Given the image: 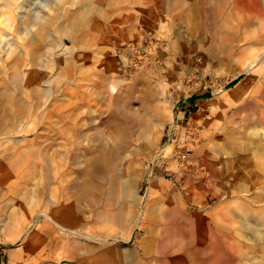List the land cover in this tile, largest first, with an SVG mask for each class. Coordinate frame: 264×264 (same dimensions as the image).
Here are the masks:
<instances>
[{
    "label": "rangeland",
    "instance_id": "obj_1",
    "mask_svg": "<svg viewBox=\"0 0 264 264\" xmlns=\"http://www.w3.org/2000/svg\"><path fill=\"white\" fill-rule=\"evenodd\" d=\"M85 2L0 0L3 264H106L108 244L121 264L146 248L155 264V232L174 205V243L240 225L238 205L264 207V99H246L252 82L237 90L234 78L250 63L243 49L259 45L264 0ZM83 8L81 29L68 16ZM185 249L171 253L176 264Z\"/></svg>",
    "mask_w": 264,
    "mask_h": 264
},
{
    "label": "bare ground",
    "instance_id": "obj_2",
    "mask_svg": "<svg viewBox=\"0 0 264 264\" xmlns=\"http://www.w3.org/2000/svg\"><path fill=\"white\" fill-rule=\"evenodd\" d=\"M86 2L83 4L85 7H87L88 5L91 4V2L93 0H85ZM134 5V4H133ZM102 6V5H101ZM100 6V7H101ZM89 7V6H88ZM113 7V6H112ZM115 7V6H114ZM107 8V7H106ZM109 8V7H108ZM80 9V8H79ZM99 9V8H98ZM90 10V9H89ZM97 10V9H96ZM106 10V9H105ZM101 11V10H100ZM143 11V10H142ZM101 13V12H100ZM103 14V13H102ZM91 14H89V11H84V8L82 10H77V12H74L69 14V20L72 21L73 23L77 26L80 27L81 29L83 28V25L86 23V20L88 19V17H90ZM100 15V14H99ZM131 15H133V12H131ZM70 16H72L70 18ZM85 21V23H84ZM96 21V20H95ZM254 39L252 41L253 44H259L256 47H254L253 45H249L247 47H245V49H243V55L245 57V59L247 61H249L250 63L244 65L240 71H237V73L235 74V77H240L239 80L236 82L235 86L238 89H240L243 85V82L245 79L250 80L251 86L250 88L246 91V95L245 98L246 99H250V100H263L264 99V30L260 31L258 34L253 36ZM84 46V45H83ZM246 52V53H245ZM37 55V54H36ZM35 59V58H34ZM33 62V61H32ZM31 62V63H32ZM257 65H259L257 67ZM244 74H246V77L244 78ZM243 75V76H242ZM16 77V76H15ZM244 79V80H243ZM121 147L122 145L119 144L116 147V151L117 153H113V154H119L116 155V157L120 156V154L122 152L121 151ZM105 148V147H104ZM103 148V149H104ZM120 148V149H119ZM125 148V147H124ZM135 149V148H134ZM133 149V150H134ZM244 149V148H243ZM242 149V151H243ZM106 150V149H105ZM128 150V149H127ZM132 150V151H133ZM139 150V149H138ZM109 151V150H108ZM202 151V150H201ZM205 151V150H204ZM215 151V150H213ZM110 152V151H109ZM241 152V151H240ZM244 152V151H243ZM128 153V152H127ZM216 153V152H215ZM220 153V152H219ZM96 154V153H95ZM103 154V153H101ZM108 154V153H107ZM106 154V155H107ZM124 154V153H123ZM218 154V153H217ZM221 154V153H220ZM219 154V156H220ZM109 155V154H108ZM95 156V155H93ZM112 156V155H111ZM248 156V155H247ZM256 156V155H255ZM109 157V156H108ZM144 157V156H143ZM223 157V156H220ZM244 157V156H243ZM249 157V156H248ZM94 158V157H93ZM120 158V157H118ZM214 158V157H213ZM97 159V158H96ZM108 159V158H107ZM106 159V160H107ZM116 159V158H115ZM125 159V158H124ZM138 159V158H137ZM215 159V158H214ZM220 159V158H219ZM224 159V158H223ZM105 160V159H104ZM218 160V159H217ZM229 160V159H228ZM97 161V160H96ZM95 161V162H96ZM251 161V160H250ZM94 162V163H95ZM112 162V161H111ZM124 162V161H123ZM137 162V161H136ZM198 161H196L197 163ZM200 162V161H199ZM209 162V161H208ZM253 162V161H252ZM109 163V162H108ZM255 163V162H254ZM262 163V162H260ZM100 164V163H98ZM123 164V163H122ZM125 164V163H124ZM237 164V163H236ZM109 165V164H108ZM221 165V164H220ZM240 165V164H239ZM263 165V163H262ZM125 166V165H124ZM100 167V166H99ZM103 167V166H102ZM108 167V166H107ZM202 167V165H201ZM200 167V168H201ZM204 167V166H203ZM243 167V166H242ZM248 167V166H247ZM252 167V166H251ZM250 167V168H251ZM87 168V167H86ZM106 168V167H105ZM121 164L119 162H117L114 166V170L120 171L121 170ZM142 168V167H141ZM191 168V167H190ZM200 168H197L196 171H198ZM134 169V168H133ZM192 169V168H191ZM229 169V168H228ZM246 169V168H245ZM252 169V168H251ZM260 168H258L259 170ZM140 170V169H139ZM138 170V171H139ZM189 170V169H188ZM224 170V167H223ZM257 170V171H258ZM92 171V169H91ZM108 171V170H107ZM112 171V170H111ZM137 171V169H136ZM201 172V170H199ZM207 171V170H205ZM205 171L202 170V173ZM222 171V170H221ZM225 171V170H224ZM260 171V170H259ZM103 172V171H102ZM144 172V170H143ZM250 172V171H249ZM252 172V171H251ZM106 173V172H105ZM196 173V172H195ZM207 173V172H206ZM114 174V173H113ZM194 174V173H193ZM87 175V174H86ZM109 175V172H108ZM197 175V174H196ZM201 175V174H200ZM247 175V174H246ZM90 176V175H89ZM118 176V175H117ZM190 176V175H189ZM208 176V175H207ZM233 176V175H232ZM91 177V176H90ZM99 177V176H98ZM122 177V176H121ZM125 177V176H124ZM129 177V175H128ZM135 177V176H134ZM192 177V176H191ZM195 177V176H194ZM247 177V176H246ZM88 178V177H87ZM96 178V177H95ZM108 178V177H107ZM248 179V178H247ZM88 180V179H87ZM106 180V179H105ZM242 180V179H241ZM77 181V179L75 180ZM80 181V180H79ZM96 181V180H95ZM143 181V180H142ZM249 181V180H248ZM264 181V179H263ZM91 182V181H89ZM98 182V181H97ZM101 181H99L100 183ZM105 182V181H104ZM119 182L121 183V181L119 180ZM144 182V181H143ZM92 183V182H91ZM134 183V182H133ZM132 183V185H133ZM75 184V182H74ZM98 184V183H97ZM96 184V185H97ZM106 184V183H105ZM119 184V183H118ZM92 185V184H90ZM137 185V184H136ZM143 185V184H142ZM219 185V184H218ZM250 185V183H249ZM76 186V185H75ZM121 186V184H120ZM119 186V187H120ZM248 186V185H247ZM259 186V185H258ZM257 186V187H258ZM143 187V186H142ZM141 187V189H142ZM250 187V186H248ZM76 188V187H75ZM137 188V187H136ZM236 188V187H235ZM242 188V187H241ZM86 189V188H85ZM119 189V188H118ZM122 189V187H121ZM258 189V188H257ZM260 189V188H259ZM93 190V189H92ZM132 190V188H131ZM242 190V189H241ZM248 190V188H247ZM251 190V189H250ZM96 191V190H95ZM104 191V190H103ZM105 192V191H104ZM238 192V191H236ZM121 193V192H120ZM246 192V196H247ZM251 193V192H250ZM123 194H125L123 192ZM159 194V193H158ZM171 194V193H170ZM176 194V193H175ZM218 194V193H217ZM228 194V193H227ZM226 194V195H227ZM258 194V193H257ZM101 195V194H100ZM105 195V194H104ZM166 195V194H165ZM235 195V194H234ZM242 195V194H241ZM254 195V194H253ZM122 196V195H121ZM141 196V195H140ZM158 196V195H157ZM175 196V195H174ZM250 196V195H249ZM257 196V195H256ZM262 199L264 200V192L263 194H261ZM260 196V197H261ZM130 197V196H129ZM169 197V196H168ZM244 197V196H243ZM251 197V196H250ZM249 197V198H250ZM253 197V196H252ZM104 198V197H103ZM220 198V197H219ZM121 199V197H120ZM123 199L124 196H123ZM122 199V200H123ZM248 199V198H247ZM251 199V198H250ZM255 199V198H254ZM253 199V200H254ZM257 199V198H256ZM261 199V200H262ZM128 200V199H127ZM158 200V199H157ZM131 201V200H130ZM165 201V200H164ZM221 202V201H220ZM241 202V201H240ZM251 202V201H250ZM258 202V201H257ZM262 202V201H261ZM76 203V202H75ZM115 203H117L115 201ZM256 203V202H255ZM104 204V203H103ZM118 204V203H117ZM116 204V205H117ZM254 204V203H253ZM99 205V204H98ZM119 205V204H118ZM144 205V202H143ZM242 205V204H241ZM238 205L239 209H244V212L242 214H238V212H235V210H233V216H239L240 221L237 220V222H240V225L237 224H231V225H226L223 226L222 229H218V232H211V230H204L205 233H198L196 235L195 231H191V232H187L185 235L187 236L188 234V238L185 239L187 241V243H183V239L182 240H178L177 242H172V240L176 239L174 237L175 233H173V231L175 230V228H177V223L175 221V219L173 217H175L174 214V207L175 205L168 210L167 213H165L163 220L160 221L159 224H161V228L160 231H158L157 233L155 232L156 235V242L154 243V250L156 251V263L155 264H176V258H173L171 256V253H173L174 250H179L181 248L185 249L187 246H189L190 243H194L197 240H200V249L198 250V252H195V250H190L189 249H185V251L182 254V256L179 258L181 260V262L179 264H184L186 262V260L188 259V257L190 256L191 253V258L189 259V262L191 264H240L241 260H240V256L243 257L244 264H264V207H258L257 205L255 206H249V208L244 207ZM77 206V205H76ZM87 206V205H86ZM100 206V205H99ZM98 206V207H99ZM115 206V205H114ZM121 206V203L120 205ZM246 206V205H245ZM130 207V206H129ZM77 208V207H76ZM96 208V207H95ZM166 208V207H165ZM213 208V207H212ZM74 209V208H73ZM127 209V208H126ZM157 209V208H156ZM204 209V208H202ZM214 209V208H213ZM130 210V208H129ZM164 210V209H162ZM161 210V211H162ZM107 211V209H106ZM80 212V211H78ZM131 212V210H130ZM128 212V213H130ZM181 213L185 214L183 211L180 210ZM190 212V211H189ZM187 212V213H189ZM94 213V212H93ZM99 218H102L103 220H107L110 223H112L113 225L115 224H124L126 223L127 219L124 216V214L122 213H114L116 216L111 218L107 217V213L104 212L103 210H100L97 212ZM47 214V213H46ZM75 214V213H74ZM84 214V212H83ZM220 214V213H219ZM230 214V213H228ZM227 214V216H228ZM77 215V214H76ZM82 215V214H81ZM157 215V214H156ZM46 216H49V214H47ZM84 216V215H83ZM67 217V216H66ZM160 217V216H159ZM219 217V216H218ZM51 218V216H50ZM64 218V217H63ZM74 218V217H73ZM76 219V218H74ZM82 219V218H81ZM194 219V218H193ZM53 220V219H52ZM68 220V219H67ZM87 220V219H86ZM90 220V219H88ZM55 221V218H54ZM190 221V220H188ZM70 222V221H69ZM73 222V221H72ZM71 222V223H72ZM78 222V221H77ZM159 222V221H158ZM156 222V223H158ZM213 222V221H212ZM76 223V222H75ZM137 224L139 223V220H137L136 222ZM135 223V224H136ZM62 224V223H61ZM81 224V223H80ZM112 225V226H113ZM139 225V224H138ZM62 229H64V231H69L71 233H74L73 239L74 240H79L81 239L78 234H75L77 232H79V229H74V228H69V227H65L60 225ZM77 226V225H76ZM159 227V226H158ZM211 227V226H210ZM230 227V228H229ZM84 229V227H82ZM93 228V227H92ZM205 228V227H204ZM93 230V229H92ZM106 231V232H105ZM96 230L95 232H93L92 234H90L91 236L95 237V238H100L103 241H106L107 239H109L110 233L108 232V230ZM135 231V230H134ZM154 231V230H153ZM189 231V229H188ZM230 231V234L229 232ZM241 231H244V233H242ZM86 232V231H85ZM248 232V233H247ZM80 234V232H79ZM138 234V233H137ZM88 235V234H87ZM121 235V234H120ZM152 235V233H151ZM64 236V235H63ZM185 236V237H186ZM241 237L244 238V240H251L253 242H255L254 244L251 245H246L243 243ZM116 238V237H115ZM121 239V238H120ZM71 241V240H70ZM151 241V239H150ZM223 241H227L230 242L231 244V248L233 249V247H235L234 250L230 249L229 246L225 245V243ZM117 242V241H115ZM198 242V241H197ZM69 243V242H68ZM107 242H102L101 246H104ZM119 242H117L118 244ZM138 244V243H137ZM72 245V244H71ZM136 245V244H135ZM152 245V243H151ZM69 246V245H68ZM112 246H116V245H112ZM112 246H107V248L103 249V253H104V257L102 256V258H104V263L106 264H121L118 260L114 259L115 257H113L111 254L113 247ZM247 246V247H246ZM125 247V246H124ZM128 247V245H127ZM152 247V246H151ZM117 248V247H116ZM149 248V247H148ZM151 249V248H150ZM118 250V249H117ZM140 250V249H139ZM83 251V250H82ZM126 251V250H125ZM138 251V250H137ZM179 252V251H178ZM118 253V252H117ZM125 253V252H124ZM123 253V254H124ZM119 254V253H118ZM149 252L146 248V252L142 253L141 255H137L134 256L133 260H132V264H150L151 262V258L150 256H148ZM125 256V254H124ZM131 256V255H130ZM120 258V257H119ZM125 259V258H124ZM44 261V260H43ZM81 261V260H80ZM126 261V260H125ZM100 262V261H99ZM95 263V262H94ZM101 264V262H100ZM154 264V263H151Z\"/></svg>",
    "mask_w": 264,
    "mask_h": 264
},
{
    "label": "built area",
    "instance_id": "obj_3",
    "mask_svg": "<svg viewBox=\"0 0 264 264\" xmlns=\"http://www.w3.org/2000/svg\"><path fill=\"white\" fill-rule=\"evenodd\" d=\"M182 158L184 159V160H186L187 158H188V156H187V154L186 153H184L183 154V156H182ZM198 168H200V165L198 164ZM199 170H203V168H200Z\"/></svg>",
    "mask_w": 264,
    "mask_h": 264
},
{
    "label": "crops",
    "instance_id": "obj_4",
    "mask_svg": "<svg viewBox=\"0 0 264 264\" xmlns=\"http://www.w3.org/2000/svg\"><path fill=\"white\" fill-rule=\"evenodd\" d=\"M0 264H3V260H2V258H0Z\"/></svg>",
    "mask_w": 264,
    "mask_h": 264
}]
</instances>
